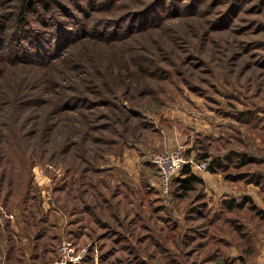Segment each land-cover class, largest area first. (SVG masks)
Wrapping results in <instances>:
<instances>
[{"label":"rangeland","instance_id":"374dc122","mask_svg":"<svg viewBox=\"0 0 264 264\" xmlns=\"http://www.w3.org/2000/svg\"><path fill=\"white\" fill-rule=\"evenodd\" d=\"M200 1L197 9L191 6L182 9V14L162 11L161 23L146 28L137 25L132 15L140 8L134 0H98L101 4L97 6L121 4L116 13L106 14L119 20L120 31L126 25L135 27V31L129 38L107 43L85 41L89 50L83 46L84 49L77 50L84 53V63L79 67L83 71L72 62L66 69V81L86 78L96 65L104 76L95 81L102 93L97 100L108 99L119 106L137 108L157 124L159 108L165 104L160 114L168 117L170 112H177L181 118L179 131L182 136L187 133L194 146V151L188 153L190 158L202 147H207L210 154L231 148L253 156L255 162L248 170L263 171L264 0H214L211 7L212 0ZM0 4L2 9L4 1ZM92 5L95 6V0L81 1V7L88 8L94 16L95 12L89 9ZM81 20L88 22V17ZM55 42L52 38L44 46H33L29 41L11 50L16 55L28 54L33 60H45ZM77 47H70L71 54ZM0 54L13 55L4 51ZM133 55L154 62L146 64L148 74L134 73L136 76L121 81L122 74L133 70L127 67ZM15 62H6L5 67L4 61L0 62L2 88L35 75L34 85L40 82V91L31 86L28 90L32 91L24 94L34 91L42 99L53 96L51 100H55L58 87L51 82H58L55 71ZM48 78V83H41ZM137 78L145 82V86H140L146 89L135 98ZM126 84L131 86L127 93ZM7 107L2 105L4 110L0 111V124L7 123L0 126V259L4 257V239L9 238L7 241L16 250L12 249L8 260H1L0 264H53L56 248L65 238L83 250L81 259L74 264H248L255 247L259 248V244H252L248 234L256 228L260 246L264 247V176L256 184L208 171L205 186L198 185L186 196L164 194L158 186L157 169L151 162L139 167V151L134 147L116 155L104 152L103 145L97 144L94 147L101 150L85 151L88 146L83 142L87 148L82 146L84 150L80 151L74 143L80 140L74 134L78 123L73 125L78 109L69 107L61 114H50L49 105L39 107L32 103L22 105L19 116L7 114L8 120L4 114ZM238 110H254L256 125L235 120L232 115ZM133 120L146 122L144 117ZM150 128L138 127L137 132L142 135L139 140L150 134ZM112 148L116 145L108 149ZM246 170L247 167L239 171ZM215 187L243 206L226 211L216 201L219 218L204 205L199 208L204 199L210 204L204 192ZM228 216L233 220L231 225L224 221ZM32 219H37L36 225H32ZM71 219L73 224L68 227ZM34 231L41 234L40 238L29 242L23 237L28 234L29 239L33 238ZM212 233L216 238L223 236L224 241L210 239ZM23 243L36 246L34 250L32 246L26 247L20 255L17 247ZM212 250L215 252L210 255ZM242 252L244 257L232 256Z\"/></svg>","mask_w":264,"mask_h":264},{"label":"trees","instance_id":"16d2710c","mask_svg":"<svg viewBox=\"0 0 264 264\" xmlns=\"http://www.w3.org/2000/svg\"><path fill=\"white\" fill-rule=\"evenodd\" d=\"M1 1H4V7L2 9L0 8V52L4 51L13 54L11 49H14V47H17L18 45L21 46L22 44L29 41L33 44V46L34 43L36 45L41 44V46H44V44L50 42L52 38H55L56 42L53 45V50L50 51L48 58L45 60H33L28 57V54H13L12 56L6 55L5 57L0 54V56H2L0 62L4 61V67L6 66V62L12 64L14 61H16L15 63L35 65L38 68L44 66L42 68L48 71H55L57 75L56 79L58 81L55 83L53 80H51V82L56 87H58L54 91V101L51 100L54 99L53 96L42 99L40 96L35 94V89L40 91L39 88H41L38 86L40 82L36 86L34 85V81L37 80L35 75L32 78L30 75L27 79H19L14 83L13 86L12 84H8L6 88H2V83L0 82V111L3 112L4 110H2V105L8 106L4 111L6 119L9 120L7 114H17L19 116L22 111V105H32V103L33 105L39 107H42L43 105H49V109L51 110L50 114L57 112H60L61 114L69 107H73L76 110L78 109L77 119L74 121L75 124H73L76 125L78 123V126L75 129L74 134L80 137L78 143H74L80 147V151L83 149V142L87 143L88 146V148L83 146L87 148L85 151L91 150L92 152H95L97 149H100L97 146L94 147L95 144H97L103 145L104 152L110 151L107 153L113 152L116 155H121L124 149L127 151V149H132L133 147L137 149L139 153H142L145 149H152L156 151L155 148H153V141L156 139L161 140L164 135L163 131L167 128H170V121L168 118L160 114L162 113L161 110L165 104L159 108V123L157 124L154 121L148 120L145 115L146 112L139 111L137 108L134 109L133 107L126 108L125 106H119L113 104L108 99L97 100L96 97H100L99 94L102 95V93L97 90L98 85L95 83V81L97 77L99 79H104V76L101 74L100 69L96 65H93L90 68V74H88L86 78H73L70 79L71 83L66 81L69 80V75L67 74L66 69L68 66L72 65V62L79 71H83L79 67L84 63L82 62L84 53L81 54L77 50H82L83 47L89 50V46L85 44V41L107 43V41L127 38L133 34L135 27H129L126 25L124 30L120 31L121 26L119 20L115 21V19H111L108 17L109 15L106 14L116 13V11L120 9L121 4L110 3V5L97 6L101 3L98 2V0H95V6L92 5L89 7L90 11L95 12L94 16H91L87 11L88 8L81 7L82 0H16L15 3H12L13 0H0V2ZM166 1L167 0H148L147 3H142L141 0H134L135 4L140 7L138 8L139 10H136L135 13L132 14L135 15V18L137 19V25H140V27L145 26L146 28L157 27L162 21V16L159 15L162 11H172L176 12L177 14H182V9L190 8L191 6L194 9H197L201 4L200 0H181V2L179 0ZM213 2L214 0L210 2V7ZM166 7H168V9ZM83 16L88 17V22L81 20ZM91 18L94 19L93 23L91 22ZM110 27L112 28L110 29ZM67 29L69 30L68 33ZM108 31L109 33H107ZM118 31L120 32L118 33ZM73 45H78V47L75 50L76 52L74 51V53L71 54L73 50H70V47ZM67 47H69L68 50L70 51L66 50ZM140 57L141 58H138L136 55H133V57L131 56V62L128 63L127 67H132L133 70L130 74L129 72L125 73V75L122 74L121 81L122 78L129 79L131 75H135L134 73L139 75L148 74L149 70L147 69L148 67H146V64L150 66V63H153L154 61L147 60L142 56ZM148 61H150V63ZM122 68L127 71L124 66H122ZM119 71L121 72V68H119ZM114 77L116 79L115 72ZM139 77L141 78V76ZM138 78L135 81V86L138 93L135 95V98L143 95L142 91H145L146 89L140 86H145V82H141ZM28 81H30L29 84ZM49 81L50 79L48 78L41 83L46 84ZM63 82L69 84L71 87L65 86ZM31 86H33L31 89H34V91L29 95L24 94L26 92L32 91L28 90ZM130 87V84L125 85L124 89L126 93L129 91ZM69 91L75 92V94L67 95L66 93ZM111 92H113L112 88L110 90V93ZM90 94L93 95L92 98L88 96ZM100 106L102 108H100ZM24 109L28 108L24 107ZM254 113V110H238L235 112L234 116L232 115V117L238 122H249V124L255 126L256 123L254 122ZM136 117H144L146 122H134L133 118L136 119ZM100 118L104 119L102 123L98 122ZM6 124L7 123H2L0 126L5 127ZM138 127L143 129H149L151 127V132L150 134H147L145 139L139 140L142 135L137 132ZM105 131L107 134H105ZM74 134H69V136ZM2 135H4L3 132ZM203 135L206 134L203 133ZM207 136L211 138L209 135ZM131 138L134 139L131 140ZM185 141V147H187V149L183 148L182 152L185 158H190L189 156L191 155H188V153L194 151V146H191L189 138L187 139V133ZM112 145H116V148L108 149L111 148ZM79 154L82 156V158H84L83 153ZM192 158L197 162L206 161L208 171L211 173L222 172L223 175L228 177L230 180L243 179L249 182L253 181L256 184L263 180L262 177L264 176V170L254 172L248 170V167H251V162H255V160H253V156L247 151L239 152L228 148L225 152H215L214 154H210V150L207 147H202V149L196 151ZM245 167H247V172L239 171L241 168ZM233 170H236L235 173H233ZM205 184L206 181L201 177L199 171L196 170L189 162H186L182 165L178 174L172 177L169 190L166 194H174L180 197L186 196L190 191L195 190L198 185L205 186ZM212 191L214 190L209 189V191L204 192L206 199L211 197L210 193ZM215 202L216 201L210 200V204L208 205L207 200L205 201L204 199L203 202H200L199 208L204 205L207 210L210 212L212 211V215L215 216V218H219L220 212H215L217 211L215 210V208H217ZM220 202L221 209L225 207L226 211H233L234 209L241 208L243 206L242 202L230 197L221 198ZM213 216L210 218V220L214 218ZM32 220V225H36L35 220L37 219ZM224 221L231 225L233 220L228 216L227 219H224ZM54 223L55 222H53V224ZM256 229L250 233L248 232L249 239L253 245L254 242H256L258 236V229ZM27 235L28 234H24L23 237L27 238V241L32 242L33 239L40 238L41 234H38L36 231H34L32 232L33 238L31 239H29ZM209 237L210 239H214L216 241H224L223 236L216 238L214 233L209 234ZM5 240L6 239H4V241ZM7 240L9 241V238ZM7 240L6 242L2 241L1 243L4 244V248L2 247V250H4V257L0 259V262H3L4 260L7 261L10 251L12 249L16 250L14 244L10 245ZM34 245L36 246V244H33L32 246L23 243L22 246L17 247V252L21 255L25 253V251L22 252L23 250H26L31 246V248L34 250ZM255 251L256 247L254 249V252ZM214 252L215 250H212L209 253L211 255ZM242 253L243 254L238 253V256L236 257H244V252ZM32 256L36 257L35 254H32Z\"/></svg>","mask_w":264,"mask_h":264},{"label":"built area","instance_id":"2783aa9c","mask_svg":"<svg viewBox=\"0 0 264 264\" xmlns=\"http://www.w3.org/2000/svg\"><path fill=\"white\" fill-rule=\"evenodd\" d=\"M183 147L180 145L174 148H163L151 152L147 159L158 171V186L162 193L169 190L171 179L177 175L182 165L189 162L195 169L208 172L206 161H194L192 158H185ZM82 251L76 248L75 243L67 238L61 240L56 248L57 257L53 264H74L81 259Z\"/></svg>","mask_w":264,"mask_h":264},{"label":"crops","instance_id":"0c3cea01","mask_svg":"<svg viewBox=\"0 0 264 264\" xmlns=\"http://www.w3.org/2000/svg\"><path fill=\"white\" fill-rule=\"evenodd\" d=\"M175 111V110H174ZM168 120L170 121V128L166 129L163 131V138L161 140L159 139H156L153 141V148H155V150L157 149H163L165 147L167 148H174L175 146L177 145H180L184 148L185 146V140H186V133L183 134L182 136V133L179 131V124L181 123V118L178 116L177 112L175 111V113L172 111L169 113L168 117ZM178 124V125H177ZM163 130V129H162ZM159 149V150H160ZM154 150L152 149H145L142 153H136V157H137V163H138V166L140 167L141 164L143 163H148V155L153 152ZM199 174L201 175L202 178L205 179L206 181V177H207V174L206 173H203V172H199ZM218 187V185H217ZM214 191H212L210 193V200L212 201H220L221 198H225L227 197L226 194H223L221 192L218 191V188H213ZM73 224V220L71 219L69 222H67V226L71 227ZM66 226V227H67ZM259 236H257V239H256V245L259 244V248H256V251L251 255L252 256V262L251 263H248V264H264V247L262 248L260 246V243L258 240H260L258 238ZM240 255V254H239ZM233 257H236L238 256V253L232 255ZM243 256V255H242Z\"/></svg>","mask_w":264,"mask_h":264}]
</instances>
